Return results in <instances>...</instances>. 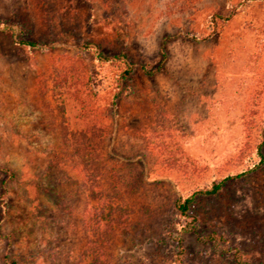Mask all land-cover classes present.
<instances>
[{"label":"rangeland","instance_id":"1","mask_svg":"<svg viewBox=\"0 0 264 264\" xmlns=\"http://www.w3.org/2000/svg\"><path fill=\"white\" fill-rule=\"evenodd\" d=\"M263 135L264 0H0V264H264Z\"/></svg>","mask_w":264,"mask_h":264},{"label":"trees","instance_id":"2","mask_svg":"<svg viewBox=\"0 0 264 264\" xmlns=\"http://www.w3.org/2000/svg\"><path fill=\"white\" fill-rule=\"evenodd\" d=\"M233 12L226 15V16H221L222 18L224 19H230L231 16H233ZM21 27V26H20ZM16 42L19 43L20 45H23V46H28V47H35V46H38L39 43L35 42V41H32L30 39H28L25 35V31L23 29H20L17 33V37H16ZM100 57L104 58V59H110L111 56L108 55V54H105V53H101ZM147 70V69H146ZM158 69H155V70H147L148 73H155ZM70 71L73 72V68L70 67ZM132 73V67L131 66H127L126 69L124 70L123 74H122V77L123 78H128V76ZM76 80H79L78 83H75L77 85L81 84L82 86H78L75 88V94L76 96H78V100L81 101V102H87V97H88V94H90V82L89 80L87 81H84L83 79H76ZM86 93V94H85ZM85 94V95H84ZM264 145V135L262 137V142L259 146L260 150H261V147ZM261 153V152H260ZM262 154V153H261ZM104 155L102 154L101 155V158L103 159ZM262 157H264V155L262 154ZM166 166L168 168H171L172 170H175V164H176V161H174V158L170 157L166 159V162H165ZM179 170V169H178ZM114 171V170H113ZM106 172H108L107 169H105L103 166L99 167L97 169V172L96 174H94V177H95V180H100L101 176L106 174ZM115 172H118V171H115ZM113 172V174L115 173ZM130 173V171H128ZM133 177V175H132ZM230 177H226L222 180H215L210 186H205V187H201V188H198L197 190H195L192 194L188 195L187 197L185 198H179L178 199V202L175 203L176 205V208L180 211V213L182 215H188V216H192V221H190L185 227H184V231H187V232H194V233H197V226L195 224V221H196V217L193 216V215H190L189 214V208L191 206V204L194 202L195 198L197 196H209V195H217L223 188V186L225 185V183L228 181ZM140 187V186H139ZM135 189L139 190L138 186L136 187L135 186ZM121 212H122V216H124V214H126V210L124 209H121ZM126 216V215H125ZM102 222L99 220L98 221V230H99V236L98 238L95 240V241H90L93 246L96 248V250H99L100 253L96 256L97 259L101 258V256H103V249L101 248L102 246H99V242L101 241L104 245V242H105V235H104V231L107 229H111V226L109 225H101ZM175 240L178 242L179 244V251L176 255V258L174 260L175 264H185V256H186V248L183 244L184 242V239L181 237V236H177L175 237ZM199 240H201L203 243H207V242H218V240H223V235H219L217 234V232H211V233H207L203 236H200L199 237ZM95 251V250H94ZM235 260L237 262V264H244L243 263V260L241 259V256L239 255L238 251H235ZM96 259V260H97ZM103 260H104V256H103ZM15 264H19L20 261L18 260H14ZM21 264V263H20ZM103 264V263H102Z\"/></svg>","mask_w":264,"mask_h":264}]
</instances>
